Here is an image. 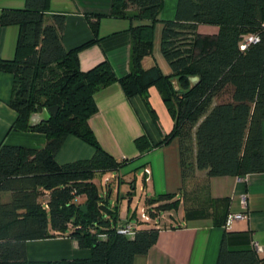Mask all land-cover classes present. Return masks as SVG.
<instances>
[{
    "label": "trees",
    "instance_id": "16d2710c",
    "mask_svg": "<svg viewBox=\"0 0 264 264\" xmlns=\"http://www.w3.org/2000/svg\"><path fill=\"white\" fill-rule=\"evenodd\" d=\"M47 4L48 0H25L21 9L0 12V25L19 27L14 59L0 57V72L13 77L8 105L17 118L12 128L42 134L46 140L41 149L0 145V264H133L136 255L145 254L156 242L157 226L135 228L132 236L117 233L125 222L119 218V207L110 203L109 191L100 195L93 182L127 163L105 152L88 126L97 111L94 94L114 82L125 96L139 95L146 104L147 88H157L173 118L171 131L157 145L178 139L183 219L210 218L216 226L225 225L228 199L211 198L208 179L264 170V0H177L174 19L161 21V53L172 70L168 76L157 66L142 67V59L151 53L162 0H112L111 17L139 22L129 28V71L122 78L107 62L81 71L77 55L96 41L97 22L91 24V39L66 49L60 35L65 16L52 14L46 23ZM200 24L214 25L217 32L199 33ZM249 35L258 36V41L240 49ZM53 106L55 116L48 114ZM41 110L47 117L30 124V116ZM68 136L90 145L92 157L59 164L55 154ZM196 170L205 171V177L195 178ZM6 192L9 198L1 201ZM82 195L85 200L77 203ZM178 203L171 194L148 197L147 213L155 218ZM85 204L83 212L80 207ZM55 236L76 240L89 256L27 259V241ZM216 264H264V258L253 248L222 245Z\"/></svg>",
    "mask_w": 264,
    "mask_h": 264
},
{
    "label": "crops",
    "instance_id": "0c3cea01",
    "mask_svg": "<svg viewBox=\"0 0 264 264\" xmlns=\"http://www.w3.org/2000/svg\"><path fill=\"white\" fill-rule=\"evenodd\" d=\"M111 3L112 0H48L45 22H50L49 16L52 14L65 16L60 35L66 49L78 47L91 39V24L97 22L96 41L78 52L79 68L87 71L101 62H107L114 75L122 78L129 71V28L139 22L111 17ZM24 5L25 0H0V12L5 9H21ZM176 5L177 0H162L159 21L153 25L151 53L142 59L143 69L157 66L162 75L172 74L161 53V21L174 19ZM217 29L214 25L200 24L197 32L215 34ZM18 34L17 25H0L2 59H14ZM12 82L11 74L0 72V145L41 149L46 143L42 134L12 128L17 118L16 112L8 105ZM146 95L147 104L139 95L125 96L119 83H111L94 94L97 111L88 119V126L99 146L117 160L127 159L124 166L113 172L120 184L118 196H122V184L137 179L135 172L141 168V190L146 198L171 194L179 202L176 209L159 213L161 219L155 225L159 228L156 242L145 254L136 255L133 264H216L222 245L226 249L253 248L259 257L264 258V170L241 177L215 176L207 181L208 195L213 199H228V214L245 212V219L227 226H216L210 218L183 219V182L178 139L175 137L166 144L157 145L171 131L173 118L155 86H149ZM46 117L45 110L38 111L30 116L29 123L35 124ZM261 137L264 167V120L261 122ZM137 139H141L140 147L137 146ZM192 141L194 157V138ZM93 152L87 143L68 136L55 154V160L63 164L89 159ZM145 168L150 170L148 180H145L143 174ZM205 173L196 170L194 176L203 179ZM1 196H9V193ZM242 196H245L244 208L241 205ZM79 198L76 200L79 201ZM109 201L112 203V197ZM130 212L129 209L127 214H119L120 220L129 221ZM136 228L147 227L142 225ZM25 252L30 261L81 259L90 254L88 249L78 247L76 240L67 236L27 241Z\"/></svg>",
    "mask_w": 264,
    "mask_h": 264
},
{
    "label": "rangeland",
    "instance_id": "374dc122",
    "mask_svg": "<svg viewBox=\"0 0 264 264\" xmlns=\"http://www.w3.org/2000/svg\"><path fill=\"white\" fill-rule=\"evenodd\" d=\"M141 168L137 169L135 172L136 178H133V181L127 183L124 182L121 186L122 190V196H118V185L117 183V176L113 172H106L102 175H98L94 180V184L97 185L98 191L100 192V195L105 196V194H108L107 191H109L108 197L110 200V197H112V205H117L119 207V214H127V211L130 209L134 215L131 216L129 219V222L137 227H140L142 225H145L147 228L155 227L157 222H160V217L157 215L155 218L149 217L147 210L148 207L146 205V197L144 196V192H142V186L143 181L140 177ZM115 174V175H114ZM106 179H109V181L105 182ZM111 180V183H110ZM105 183L109 184L108 186L105 185ZM134 185L131 187V185ZM124 191V192H123ZM9 198V196H1V201H6ZM85 196L82 195L79 199V201L76 200L77 203H81L85 200ZM145 212L148 216V220L144 221L141 218V214ZM125 221V220H124ZM141 229V228H137Z\"/></svg>",
    "mask_w": 264,
    "mask_h": 264
},
{
    "label": "built area",
    "instance_id": "2783aa9c",
    "mask_svg": "<svg viewBox=\"0 0 264 264\" xmlns=\"http://www.w3.org/2000/svg\"><path fill=\"white\" fill-rule=\"evenodd\" d=\"M257 41H258V36L249 35V36L244 38L243 43L240 45V49H244V47L248 43H251V42L254 43V42H257ZM143 174H144L145 180H148V178L150 176L149 168H145ZM107 181H109V179L105 180V182H107ZM241 205H242L243 208L245 207V196H242ZM246 217H247V213H245V212L228 214L224 226H227V225L231 224L234 221L243 220ZM141 218L144 221L148 220V216H147V214L145 212H143L141 214ZM135 228H136L135 225L131 224L128 220H125L124 224H122V225L117 227V233L123 234V235H126V236H132L135 233Z\"/></svg>",
    "mask_w": 264,
    "mask_h": 264
},
{
    "label": "water",
    "instance_id": "95a60500",
    "mask_svg": "<svg viewBox=\"0 0 264 264\" xmlns=\"http://www.w3.org/2000/svg\"><path fill=\"white\" fill-rule=\"evenodd\" d=\"M192 80H196V78H192ZM173 83H175V82L173 81ZM56 111H57V106L50 107L48 109V114L51 115V116H55ZM86 207L87 206L85 204V205L80 207V210L83 211V212H86Z\"/></svg>",
    "mask_w": 264,
    "mask_h": 264
}]
</instances>
